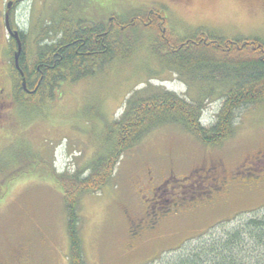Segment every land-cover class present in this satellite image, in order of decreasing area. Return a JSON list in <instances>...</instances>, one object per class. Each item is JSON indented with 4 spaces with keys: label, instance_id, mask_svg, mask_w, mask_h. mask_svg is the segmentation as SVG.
Instances as JSON below:
<instances>
[{
    "label": "rangeland",
    "instance_id": "374dc122",
    "mask_svg": "<svg viewBox=\"0 0 264 264\" xmlns=\"http://www.w3.org/2000/svg\"><path fill=\"white\" fill-rule=\"evenodd\" d=\"M6 3L0 0V41L8 35L3 24ZM150 9L163 11L166 26L180 36L203 32L257 37L264 43V4L259 0H19L11 6L9 20L36 48L39 38L45 44L57 39L47 28L67 13L76 20H104L113 13L126 21L133 13L143 15ZM138 32L140 46L129 59L106 62L93 75L49 87L39 110L20 113L18 122L10 124L11 130L0 141V163L10 159L24 166L8 171L7 180L0 179V195L5 192L0 198V262H8L16 246L30 244L38 250L34 264H69L63 193L51 175L81 169L87 173L83 168L104 146L105 127L119 118L129 100L167 90L190 101L202 100V124L213 118L234 71L221 65L198 66L189 72L165 66L149 53L155 35L141 28ZM209 89L214 92L205 95ZM260 149H264V102L237 108L232 135L217 145L200 142L178 124L154 128L120 155L100 191L81 196L77 231L85 264L139 261L125 252L122 211L137 199L143 170L150 169L157 177L171 169L180 177L218 158L231 168ZM261 166L263 162H256L253 168ZM206 183L191 185L199 188ZM196 229L192 224L187 231ZM172 249L177 247L140 264H159L158 258H170Z\"/></svg>",
    "mask_w": 264,
    "mask_h": 264
},
{
    "label": "trees",
    "instance_id": "16d2710c",
    "mask_svg": "<svg viewBox=\"0 0 264 264\" xmlns=\"http://www.w3.org/2000/svg\"><path fill=\"white\" fill-rule=\"evenodd\" d=\"M10 1L12 6L19 2ZM154 13L150 14L152 21L146 25L137 19L135 13L132 14L133 25L130 19L123 21L112 13L114 20L124 26V31L113 23L104 34H98L100 26H109L103 19L76 20L67 13L54 21L50 29L47 28L49 33L58 36L56 40L43 47L37 44L36 48L32 45L26 48L31 56L30 74L37 77L41 72L48 89L57 87L60 82L93 75L106 62L129 59L140 46L141 41L136 35L140 33V28L155 35L156 43L148 46L149 53L165 66L189 72L198 66L221 65L234 71L233 77L226 80L229 82L225 85L222 101L211 123L205 125L201 122L202 100L190 101L167 90L135 98L128 101L118 119L105 127L104 146L83 168L87 173L84 174L81 169L72 174L55 173L49 177L63 193L69 264H85L77 231L76 207L79 200L84 194L100 191L112 177L123 152L151 130L165 124L180 125L204 144H220L233 133L234 111L237 108L247 103L264 102L263 41L257 37H223L203 32L180 36L165 26L166 20L159 23V17L164 16L163 11L154 10ZM146 14H149L148 10L141 15L144 21H147ZM158 25L167 27L164 37H161ZM99 49L102 52H97ZM37 66L39 71L35 70ZM212 90L204 94L210 95L214 92ZM41 102L38 97H31L30 110H39ZM11 161L5 159L0 163V179L7 180L11 174L8 171L13 168V172L20 164ZM243 214L226 219L219 226L170 251V258L161 260L160 256L159 264H264V207L251 211L247 216Z\"/></svg>",
    "mask_w": 264,
    "mask_h": 264
},
{
    "label": "flooded vegetation",
    "instance_id": "af4514ba",
    "mask_svg": "<svg viewBox=\"0 0 264 264\" xmlns=\"http://www.w3.org/2000/svg\"><path fill=\"white\" fill-rule=\"evenodd\" d=\"M259 1L264 4V0ZM8 2L12 6V2ZM148 12L145 16L147 21L135 13L143 25L152 21L150 14L155 15L154 10ZM114 18L112 13L109 14L103 20L109 26H100L98 34L106 33V28H110L113 23L124 31V26ZM165 20V16L159 17V23ZM130 24H134L133 17ZM10 26L12 30H17L11 22ZM166 28L158 25L161 37H164ZM41 40L39 38L38 44L43 47L45 43ZM18 45L20 53L17 67L14 54ZM27 47L29 44L22 30H17L16 38L3 35V41H0V141L11 130L9 126L12 121L18 122V114H27L30 110L31 97H38L40 101L47 97L48 87L42 79L43 74L39 72L36 77L29 72L31 56L26 51ZM35 70L39 71V67ZM256 162L264 163V149L256 151L250 158H243L231 168H226L222 159L218 158L208 162L205 167L192 168L180 177L173 175L171 169L157 177L150 169L143 170L137 185V199L130 201L122 211L125 219V252L140 261L132 264L146 262L161 252L179 248L199 236L203 230L217 227L232 216L264 207V166L253 168ZM23 166L20 164L18 169ZM205 180L206 185L199 188L191 185ZM217 212L221 213L216 215ZM192 224L199 229L187 231ZM36 251L37 248L30 244L16 246L9 254L8 262L0 264H34Z\"/></svg>",
    "mask_w": 264,
    "mask_h": 264
},
{
    "label": "water",
    "instance_id": "95a60500",
    "mask_svg": "<svg viewBox=\"0 0 264 264\" xmlns=\"http://www.w3.org/2000/svg\"><path fill=\"white\" fill-rule=\"evenodd\" d=\"M10 6H11V3L8 2L7 5H6V11L4 13V19H3V22H4V27H5V30L7 32L8 35L16 38L17 36V31L15 30H12L11 27H10V24H9V19H8V12H9V9H10ZM20 53V46L18 45L16 51H15V54H14V57H15V63H16V66L18 67V61H17V58H18V55ZM22 73V72H21ZM23 75V74H22ZM23 86L25 87V82H24V79H23Z\"/></svg>",
    "mask_w": 264,
    "mask_h": 264
},
{
    "label": "bare ground",
    "instance_id": "6f19581e",
    "mask_svg": "<svg viewBox=\"0 0 264 264\" xmlns=\"http://www.w3.org/2000/svg\"><path fill=\"white\" fill-rule=\"evenodd\" d=\"M213 118L209 121L210 123L212 122Z\"/></svg>",
    "mask_w": 264,
    "mask_h": 264
}]
</instances>
